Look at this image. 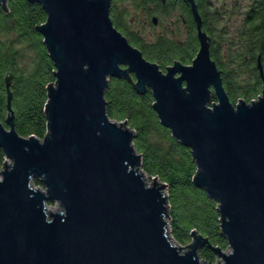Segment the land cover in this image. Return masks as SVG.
Here are the masks:
<instances>
[{"label":"water","instance_id":"obj_1","mask_svg":"<svg viewBox=\"0 0 264 264\" xmlns=\"http://www.w3.org/2000/svg\"><path fill=\"white\" fill-rule=\"evenodd\" d=\"M30 1L47 12L38 30L56 81L44 139L17 131L11 92L0 119V147L11 160L0 172V264H215L202 259L205 244L222 257L217 264H264V89L257 100L231 101L196 0L185 1L197 54L166 70L118 29L112 0ZM114 77L152 89L161 124L191 150L194 183L218 203L229 252L195 231L187 251L171 241L167 184L147 183L135 131L108 113ZM48 202L60 210L48 212Z\"/></svg>","mask_w":264,"mask_h":264},{"label":"trees","instance_id":"obj_2","mask_svg":"<svg viewBox=\"0 0 264 264\" xmlns=\"http://www.w3.org/2000/svg\"><path fill=\"white\" fill-rule=\"evenodd\" d=\"M113 0L111 17L132 44L139 47L151 61L157 62L163 70L175 61L192 63L199 49L196 24L190 6L182 0L179 4L188 26V37L179 42L162 35L154 42H145L141 36L130 30L124 21V14ZM136 7H146L148 13H169L176 9L160 0H133ZM203 19V29L211 37V54L222 71L224 85L230 99L236 104L241 98L253 101L261 93V77L256 68L257 57L264 61V28L253 26L245 29L243 50L234 61H239L242 71L249 70L252 80L244 89L232 79L219 55L215 37V21L218 10H212V0H196ZM263 2L264 0H260ZM154 8V11L152 10ZM217 11V12H216ZM214 18L212 21L211 18ZM264 24V17L262 18ZM47 20V12L38 2L30 0H8L7 7L0 4V119L6 121L9 114V92L14 111L17 131L25 136L44 139L48 131L46 103L48 86L55 83L56 67L43 42L38 27ZM14 35V36H13ZM29 55L28 58H26ZM107 109L113 120L128 121L135 131V147L142 154V169L150 177H158L167 184L169 195V221L172 237L179 244L191 240L192 232L208 237L214 246L229 247L221 233L218 203L207 192L194 183L197 164L190 148L175 139L169 128L161 124L153 108L155 98L151 88L139 92L133 83L125 78H111L106 90ZM217 98L213 97L212 102ZM212 102L210 104H212ZM6 161V154L0 147V170ZM35 184H41L38 179ZM204 260L215 262V252L205 244L199 250Z\"/></svg>","mask_w":264,"mask_h":264},{"label":"rangeland","instance_id":"obj_3","mask_svg":"<svg viewBox=\"0 0 264 264\" xmlns=\"http://www.w3.org/2000/svg\"><path fill=\"white\" fill-rule=\"evenodd\" d=\"M212 4V10H218L220 14V19L218 22L215 21L214 23L216 30L214 38L219 46L220 59L225 68L231 73L232 79L237 81L238 85L244 89L245 85L248 84L250 72L248 69L242 71L240 62H232V60L235 59L238 54L242 53L243 50L245 53L248 50L244 40L245 29H247L244 21L245 9L248 5V0H212ZM118 10L124 14V21L128 28L136 31L145 42H154L162 35H167L169 38H173L179 42L185 41L188 37L187 29L183 26L180 20V9L170 10L167 14L154 12V14L159 17V22L157 24L152 22L151 16L148 15L149 11L147 8L136 7L133 0L120 1L118 3ZM152 10L154 11V8ZM213 19L214 18L212 17L210 20L212 21ZM28 57L29 55L26 58ZM6 161L11 163V160L8 158ZM145 179L148 184H152L154 181V179L147 174H145ZM34 185L35 188H44L42 183L40 185L34 183ZM47 209L52 210H48V212H56L60 210V205L58 202H48ZM168 233L173 244L184 246L186 251L192 248V246L187 245L196 243L195 238L193 237V231L191 240L188 243L177 244L172 237L170 221ZM224 250L229 252L231 249L228 247ZM221 262H223L222 257L216 255L214 263L217 264Z\"/></svg>","mask_w":264,"mask_h":264},{"label":"flooded vegetation","instance_id":"obj_4","mask_svg":"<svg viewBox=\"0 0 264 264\" xmlns=\"http://www.w3.org/2000/svg\"><path fill=\"white\" fill-rule=\"evenodd\" d=\"M113 1V0H112ZM161 3L163 4H168L169 6L174 5V7L176 9H180V6L179 4H177V2H175L174 0H160ZM183 2H185L186 4H188L190 6V9H191V12H192V7L191 5L185 1V0H182ZM197 2V1H196ZM112 5V4H111ZM148 15L151 16L152 18V22L154 23L153 21V17H157L158 18V22H159V17L157 15H155L154 13H149ZM192 15H193V12H192ZM264 17V1L261 2L260 0H248V5L246 6V9H245V25L246 27H253V26H257V27H260L261 29L264 28V24L262 23V18ZM193 19H194V15H193ZM180 20L183 24V26L187 29L188 31V26H187V22L186 20L184 19L183 20V14L181 12V9H180ZM157 22V23H158ZM194 22L196 24V21L194 19ZM157 23H154V24H157ZM196 30H197V25H196ZM262 55L259 54L258 57H257V63H256V68L258 69V72H259V76L261 77V93L257 95L256 98H254L253 100H257L258 97L260 95H262L263 93V89H264V78L262 77V74H261V71L258 67V64L259 62L261 63L262 67H263V73H264V61L261 57ZM250 80H252V76H250ZM244 99V98H243ZM232 101V100H231Z\"/></svg>","mask_w":264,"mask_h":264},{"label":"bare ground","instance_id":"obj_5","mask_svg":"<svg viewBox=\"0 0 264 264\" xmlns=\"http://www.w3.org/2000/svg\"><path fill=\"white\" fill-rule=\"evenodd\" d=\"M144 178H145V176H144ZM48 210H49V211H52V210H50V209H47V211H48Z\"/></svg>","mask_w":264,"mask_h":264}]
</instances>
